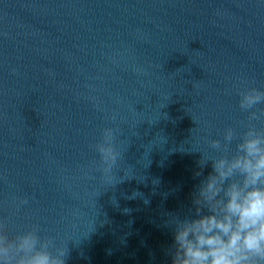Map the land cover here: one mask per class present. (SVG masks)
<instances>
[{
	"label": "water",
	"instance_id": "obj_1",
	"mask_svg": "<svg viewBox=\"0 0 264 264\" xmlns=\"http://www.w3.org/2000/svg\"><path fill=\"white\" fill-rule=\"evenodd\" d=\"M253 87L264 91V0H0L9 238L37 226L65 264H171L174 216L195 215L225 154L210 141L234 128V154L264 109H240ZM107 127L111 181L95 148Z\"/></svg>",
	"mask_w": 264,
	"mask_h": 264
},
{
	"label": "clouds",
	"instance_id": "obj_2",
	"mask_svg": "<svg viewBox=\"0 0 264 264\" xmlns=\"http://www.w3.org/2000/svg\"><path fill=\"white\" fill-rule=\"evenodd\" d=\"M240 96L239 107L244 111L264 102V91L255 87ZM111 118L116 120V115ZM262 119L264 109L248 112L247 130L232 155L227 149L236 136L234 128L223 133V145L218 139L210 141L212 148L225 154L211 159L213 171L193 199L195 215L183 219L174 216L171 264H264V129L251 123ZM115 138V129L104 128L95 145L101 172L109 181L120 157ZM207 161L203 157L200 164ZM25 203L26 199L20 201ZM38 233L39 228L33 226L9 238L0 218V264H65L67 249L55 246L52 238L41 239Z\"/></svg>",
	"mask_w": 264,
	"mask_h": 264
}]
</instances>
